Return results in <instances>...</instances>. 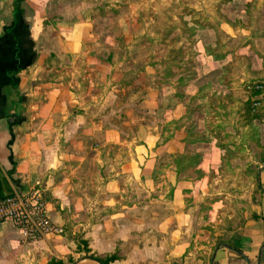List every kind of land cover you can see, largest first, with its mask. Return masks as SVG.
<instances>
[{
    "label": "crops",
    "instance_id": "0c3cea01",
    "mask_svg": "<svg viewBox=\"0 0 264 264\" xmlns=\"http://www.w3.org/2000/svg\"><path fill=\"white\" fill-rule=\"evenodd\" d=\"M98 1L0 0V196L40 191L63 228L26 240L1 223L0 264H264V134L256 132L264 130V2L249 0L247 23L220 22L234 46L198 50L207 74L248 56L237 85L244 93L248 83L241 105L249 117L231 122L247 134L230 143L224 119L191 118L193 97L218 107L205 103L204 85L179 91L151 64L135 74L153 115L136 119L123 101L136 96L126 61L98 51L112 41L95 36ZM241 142L258 146L259 160L248 193L234 195L224 157Z\"/></svg>",
    "mask_w": 264,
    "mask_h": 264
},
{
    "label": "rangeland",
    "instance_id": "374dc122",
    "mask_svg": "<svg viewBox=\"0 0 264 264\" xmlns=\"http://www.w3.org/2000/svg\"><path fill=\"white\" fill-rule=\"evenodd\" d=\"M262 2L264 0L260 2L263 6ZM96 6L100 9L94 15L95 36L102 41L112 38L109 47L104 44L101 50L98 47V51L103 55L109 48L113 49L116 57L126 61L129 68L126 87L129 86L133 93L136 92V96L125 94L123 101L135 105L134 116L138 121L150 120V115L153 114L148 111L146 102H141L151 96L146 95L145 81L139 80L143 79L141 74L139 76L136 74L142 69L151 71L153 65L162 78L168 80L167 82L173 81L179 91L189 81L191 85H204L203 93L208 96V101L206 100L205 103L210 102L218 107L215 110L202 108L200 97H193L189 102L192 120L204 118L215 125L216 121L224 119L228 123L224 133L230 143L233 134L239 137L247 134L246 125L236 127L231 124L232 121L245 123L249 117L243 112L241 105L248 95L245 92V89L249 91L248 83L244 93L237 85L238 76H241V71L249 60L247 54L245 52L239 54V59L233 65L223 67V74L219 75L221 70L207 74L208 66L205 62H201L198 50L203 42L221 51L234 46L230 36L220 28V22L225 20L233 25L242 21L247 23V17L254 9V3L249 0H99ZM104 6H108L106 8L108 10H104ZM259 17L263 21L264 12ZM262 21L261 24L264 25ZM120 23L123 25L124 33L119 29ZM239 37L241 39L237 38L236 41H242V36ZM106 41L108 43L109 40ZM217 43L223 45L216 47ZM147 64L151 67L147 68ZM178 76L185 80L182 81ZM192 80L196 81L192 82ZM164 91L167 93V89ZM110 118L113 122L119 120L114 114ZM130 128L127 126L125 131ZM258 129L256 132L263 135V127L260 126V131ZM235 147L234 153L225 154L223 168L226 173L222 175L226 177V182L236 184L234 195H243L248 193L250 189L248 183L253 181L252 172L255 163L259 160L257 158L259 147L252 142L250 144L241 142ZM165 159L166 157L163 160ZM79 241L82 242V239Z\"/></svg>",
    "mask_w": 264,
    "mask_h": 264
},
{
    "label": "built area",
    "instance_id": "2783aa9c",
    "mask_svg": "<svg viewBox=\"0 0 264 264\" xmlns=\"http://www.w3.org/2000/svg\"><path fill=\"white\" fill-rule=\"evenodd\" d=\"M251 90L261 91L262 83H253ZM259 99L251 103L254 113L259 107ZM10 221L19 229L26 240L61 235L63 228L53 223L47 213L40 191L30 190L22 195L0 196V224Z\"/></svg>",
    "mask_w": 264,
    "mask_h": 264
},
{
    "label": "trees",
    "instance_id": "16d2710c",
    "mask_svg": "<svg viewBox=\"0 0 264 264\" xmlns=\"http://www.w3.org/2000/svg\"><path fill=\"white\" fill-rule=\"evenodd\" d=\"M262 160H264V159L261 158L259 161H262ZM112 259H113V257H109L108 259H98V261H100L103 264H109L108 262L111 261Z\"/></svg>",
    "mask_w": 264,
    "mask_h": 264
}]
</instances>
